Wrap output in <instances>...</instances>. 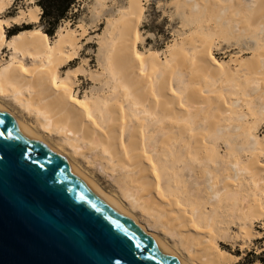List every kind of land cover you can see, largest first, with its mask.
Segmentation results:
<instances>
[{"label": "bare ground", "instance_id": "bare-ground-1", "mask_svg": "<svg viewBox=\"0 0 264 264\" xmlns=\"http://www.w3.org/2000/svg\"><path fill=\"white\" fill-rule=\"evenodd\" d=\"M93 1L97 16L105 0ZM175 1L182 24L195 27L167 46L163 61L136 50L142 0H126L107 19L98 39L103 70L94 77L108 86L107 95L75 98V72L60 74V66L77 52L83 26L77 35L64 21L54 39L38 29L14 35L6 43L12 57L0 67V105L186 264H230L218 240L227 238L233 224L236 237L249 245L260 234L255 223L264 220V164L258 160L264 135L256 134L264 122V0ZM10 2L0 0V12ZM40 13L33 5L19 18L36 23ZM3 24L0 19V49ZM241 34L255 39L250 59H236L231 69L211 55L215 38ZM26 55L33 58L28 66ZM225 88H232L226 94L237 96L238 108L246 111L230 106ZM5 97L34 115L38 129L5 105ZM241 117L250 120L241 122ZM51 133L60 134L73 154L87 149L99 159V169L110 171L120 199L51 144L46 138ZM219 141L228 145L223 155L216 149Z\"/></svg>", "mask_w": 264, "mask_h": 264}, {"label": "water", "instance_id": "water-1", "mask_svg": "<svg viewBox=\"0 0 264 264\" xmlns=\"http://www.w3.org/2000/svg\"><path fill=\"white\" fill-rule=\"evenodd\" d=\"M0 264H186L0 105Z\"/></svg>", "mask_w": 264, "mask_h": 264}, {"label": "rangeland", "instance_id": "rangeland-1", "mask_svg": "<svg viewBox=\"0 0 264 264\" xmlns=\"http://www.w3.org/2000/svg\"><path fill=\"white\" fill-rule=\"evenodd\" d=\"M188 1L189 0H187V2ZM35 2L36 0H11L7 8L0 12V19L4 21L3 37L5 40L0 49V67L8 63L12 57L11 55L13 51L12 49L8 48L6 44L10 38L21 32L33 31L35 29H38L40 32L44 33L42 25L39 23L40 16L36 23L30 22L24 18H19L20 12L27 11L31 6L36 5ZM175 2V0H142L143 13L138 24L140 39L136 43V50L138 52H142L145 55H149L157 59L159 58L161 61H163L165 59V52L168 45L174 43L175 40H180L185 35V37L191 35L190 33L193 32V28L195 26L193 24L191 26H187L186 24L184 26L182 24V9L179 7L177 8L178 10L180 9L178 11L176 9ZM125 4L126 0H105L104 6L101 9L102 12L96 16L93 11V7L95 5L93 0H77L70 11L68 18L60 22L59 25L63 24L64 21L68 22V28L77 30V35H79L82 30L80 28L81 26H83L85 29L84 34L79 36V47L76 54L69 61L62 64L59 69L61 76L66 75L68 71L75 72V84L72 88V95L75 98L77 97L82 99L86 95L91 97L92 95H98L99 93L104 95H107V93L109 94L110 89L108 86L105 84L102 85V83H100L101 81L94 79L96 74L99 72L101 73L103 70L98 59V39H100V36L103 34L107 19L117 15L118 9L123 7ZM211 25L214 24L211 23ZM55 35L56 30L52 36L48 37L50 39H54ZM258 35L262 38L261 33ZM254 46L255 39L249 35L241 34V36L236 38H221L219 40L215 38L214 45L211 47V55L218 61L227 62L231 69H235L237 63L234 61L236 59L237 61L250 59L253 54L252 49ZM32 60L33 58L31 56L26 55L24 64L28 66ZM212 80L211 81L213 82L214 86L216 79ZM221 85L224 86V84ZM223 90L225 91V94L227 90V93H231L230 90H232V88H225ZM223 90L222 95L224 94ZM169 92L170 91H168V93ZM169 94L171 95L172 93ZM236 97L230 94L229 96L227 95L229 101L232 100L230 106L232 108L236 106L233 109L237 108L239 111H246L245 107L238 108V105L241 101L240 99L237 101ZM2 101H4L5 105L13 109L18 117L32 125L33 128L38 129V126L34 121V115H28L26 112H21V109L7 97L3 98ZM174 105L176 104H173V106ZM231 107L229 109H231ZM245 118L250 120L248 117H241L239 119L241 122H244L247 121ZM256 134H258L259 137L264 135V122H262V124L258 127ZM46 138L51 144L59 148L62 152L66 153V155L70 156L72 160H75L74 162L83 171H85L105 192L117 200L120 199L116 184L113 182V179L107 175L110 173V171L106 172L103 169H99V159L95 160L92 158V156H89V151L87 149H79V152L82 154H73L72 149L67 144L62 143L60 134L51 133L50 135H47ZM218 143L216 145V149L218 148V150H220L218 153L221 154L222 152L221 155H223L225 149L228 150V145L222 141H219ZM83 150H86L85 153L82 152ZM258 160L259 163L264 164V154H261ZM103 163L106 162L104 161ZM148 175L151 178L154 177L152 173H148ZM149 176L148 178H150ZM185 180V182H188L190 185L191 179L190 181L189 179ZM191 184L193 187L194 184L192 182ZM155 195L157 194L155 193ZM156 199H159L158 195L156 196ZM177 208L178 210H181V207ZM263 223L264 220L255 223V229L260 234L253 238L249 245L242 244V241L236 237L237 226L233 224L230 225L227 238L225 237L218 240L221 251L230 257V264H264L262 261V259H264ZM164 240L168 242V244L172 245L169 238H164Z\"/></svg>", "mask_w": 264, "mask_h": 264}, {"label": "trees", "instance_id": "trees-1", "mask_svg": "<svg viewBox=\"0 0 264 264\" xmlns=\"http://www.w3.org/2000/svg\"><path fill=\"white\" fill-rule=\"evenodd\" d=\"M77 0H36L41 9L39 23L47 36H52L60 22L68 18ZM264 262V259H262Z\"/></svg>", "mask_w": 264, "mask_h": 264}]
</instances>
